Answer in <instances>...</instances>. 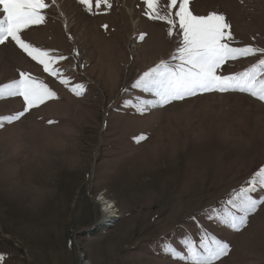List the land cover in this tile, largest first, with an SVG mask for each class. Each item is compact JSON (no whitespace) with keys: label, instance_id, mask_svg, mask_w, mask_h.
Wrapping results in <instances>:
<instances>
[{"label":"rangeland","instance_id":"1","mask_svg":"<svg viewBox=\"0 0 264 264\" xmlns=\"http://www.w3.org/2000/svg\"><path fill=\"white\" fill-rule=\"evenodd\" d=\"M47 2L46 23L22 38L67 57L57 66L84 92L74 95L14 44L0 46V84L25 71L58 97L0 128V264H181L166 247L182 252L183 238L198 241L201 231L231 246L217 264H264V205L240 232L212 211L264 166V102L214 92L141 115L137 97H151L131 84L169 58L177 37L144 15L143 0H109L99 14L78 0ZM191 8L225 14L233 46L264 48V0H193ZM22 106L19 97L0 99V116ZM141 134L147 139L137 143ZM102 192L118 211L111 227ZM252 195L264 198V189Z\"/></svg>","mask_w":264,"mask_h":264},{"label":"snow or ice","instance_id":"2","mask_svg":"<svg viewBox=\"0 0 264 264\" xmlns=\"http://www.w3.org/2000/svg\"><path fill=\"white\" fill-rule=\"evenodd\" d=\"M51 2L55 4V0ZM78 3L90 14H99L102 5L105 9L112 7L109 0H78ZM93 3L96 13H93ZM143 3L146 5L144 15L150 20L163 22L167 26V35L177 37V46L168 59H162L148 68L131 84L132 89L151 97H137L134 105L137 112L143 115L176 101L214 92L245 93L264 102V48L251 44L233 46L235 37L225 14L217 11L206 15L194 14L191 8L193 0H168L164 5L166 11H162L160 0H143ZM50 7L47 0H0V46L14 44L41 65L45 73L69 87L74 95L80 96L84 85H72L64 70L57 66L67 57L35 47L22 38L26 30L46 23L45 10ZM102 27L107 29L108 26ZM144 36L141 33L138 39L142 41ZM257 55L260 58L241 71L228 74L222 71L229 62ZM13 97L21 98L22 110L0 116V128L19 121L48 101L58 99L48 84L25 71H19L18 78L0 84V99ZM48 123L54 121L49 120ZM134 139L139 143L147 136L141 134ZM257 189H264V166L259 167L244 185L234 189L221 209L212 210L218 222L234 232L245 229L250 216L264 205V198L257 199L252 195ZM181 243L182 252L173 246L166 247L173 260L181 264H217L231 251L228 242L207 231L199 233L198 241L186 235Z\"/></svg>","mask_w":264,"mask_h":264},{"label":"bare ground","instance_id":"3","mask_svg":"<svg viewBox=\"0 0 264 264\" xmlns=\"http://www.w3.org/2000/svg\"><path fill=\"white\" fill-rule=\"evenodd\" d=\"M97 201L101 205L100 211L102 213L103 225L106 227L113 226L114 222L118 219V211L115 208V205L110 200L108 201L105 199L103 192L99 194Z\"/></svg>","mask_w":264,"mask_h":264}]
</instances>
